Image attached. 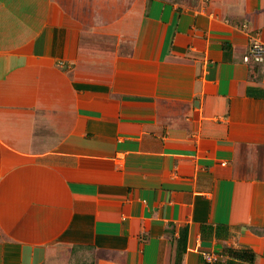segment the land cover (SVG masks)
Masks as SVG:
<instances>
[{
	"label": "crops",
	"instance_id": "obj_1",
	"mask_svg": "<svg viewBox=\"0 0 264 264\" xmlns=\"http://www.w3.org/2000/svg\"><path fill=\"white\" fill-rule=\"evenodd\" d=\"M253 42L264 0H0V264H264Z\"/></svg>",
	"mask_w": 264,
	"mask_h": 264
},
{
	"label": "built area",
	"instance_id": "obj_2",
	"mask_svg": "<svg viewBox=\"0 0 264 264\" xmlns=\"http://www.w3.org/2000/svg\"><path fill=\"white\" fill-rule=\"evenodd\" d=\"M244 61L247 63H262L264 61V46L258 42H253L248 54L244 57ZM202 258L207 264H217L219 262V257L214 253H204Z\"/></svg>",
	"mask_w": 264,
	"mask_h": 264
},
{
	"label": "trees",
	"instance_id": "obj_3",
	"mask_svg": "<svg viewBox=\"0 0 264 264\" xmlns=\"http://www.w3.org/2000/svg\"><path fill=\"white\" fill-rule=\"evenodd\" d=\"M233 256H236L237 258H242L244 255V259H247L250 263H252L254 261V255L253 254H247V253H243L242 256L240 253L237 252H231L230 253Z\"/></svg>",
	"mask_w": 264,
	"mask_h": 264
}]
</instances>
